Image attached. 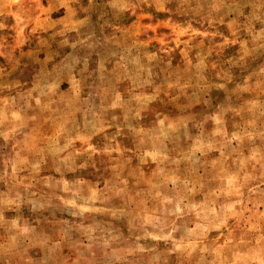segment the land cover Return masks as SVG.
Wrapping results in <instances>:
<instances>
[{
	"label": "rangeland",
	"instance_id": "rangeland-1",
	"mask_svg": "<svg viewBox=\"0 0 264 264\" xmlns=\"http://www.w3.org/2000/svg\"><path fill=\"white\" fill-rule=\"evenodd\" d=\"M0 264H264V0H0Z\"/></svg>",
	"mask_w": 264,
	"mask_h": 264
}]
</instances>
